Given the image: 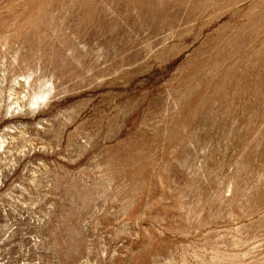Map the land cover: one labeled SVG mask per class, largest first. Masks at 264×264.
Here are the masks:
<instances>
[{
    "label": "rangeland",
    "instance_id": "374dc122",
    "mask_svg": "<svg viewBox=\"0 0 264 264\" xmlns=\"http://www.w3.org/2000/svg\"><path fill=\"white\" fill-rule=\"evenodd\" d=\"M0 264H264V0H0Z\"/></svg>",
    "mask_w": 264,
    "mask_h": 264
},
{
    "label": "bare ground",
    "instance_id": "6f19581e",
    "mask_svg": "<svg viewBox=\"0 0 264 264\" xmlns=\"http://www.w3.org/2000/svg\"><path fill=\"white\" fill-rule=\"evenodd\" d=\"M44 96H45V94L42 95V97H44ZM37 99H38V98H37ZM37 99H36V101H37Z\"/></svg>",
    "mask_w": 264,
    "mask_h": 264
}]
</instances>
